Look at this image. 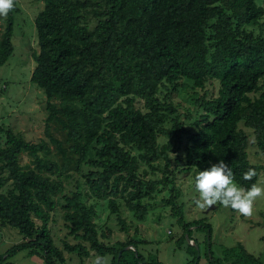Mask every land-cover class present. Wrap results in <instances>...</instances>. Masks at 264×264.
<instances>
[{
	"label": "trees",
	"instance_id": "trees-1",
	"mask_svg": "<svg viewBox=\"0 0 264 264\" xmlns=\"http://www.w3.org/2000/svg\"><path fill=\"white\" fill-rule=\"evenodd\" d=\"M37 52L30 81L43 89L48 138L32 142L0 126V227H11L22 241L5 257L24 248L44 264H67L64 252L79 258L95 253L108 264H162L140 251L144 240L105 242L111 228L94 220L93 197L103 201L127 230L124 207L142 221L156 189L168 188L163 202L182 228V240L195 249L188 264H199L192 227L180 201L178 175L223 160L237 184L247 188L264 166L248 157V133L264 157V4L258 0H37ZM17 0L0 33V65L13 50L11 36ZM4 88V87H3ZM192 92L194 108L171 94ZM214 88V90H209ZM1 91V88H0ZM202 91V94H200ZM66 133L81 172L67 190L65 166L50 158L49 143L65 154L50 123ZM144 164L145 167L141 166ZM158 168L160 176L147 177ZM255 168L258 175L245 180ZM65 173V176L63 174ZM84 182L86 192L80 185ZM192 186L193 183H192ZM59 207L66 229L58 245L51 221ZM230 210H233L230 208ZM71 237L73 243L66 238ZM264 245V234L260 237ZM179 244V242L177 243ZM210 264H264L238 242L223 257L205 250Z\"/></svg>",
	"mask_w": 264,
	"mask_h": 264
},
{
	"label": "rangeland",
	"instance_id": "rangeland-1",
	"mask_svg": "<svg viewBox=\"0 0 264 264\" xmlns=\"http://www.w3.org/2000/svg\"><path fill=\"white\" fill-rule=\"evenodd\" d=\"M264 4V0H258ZM19 12L14 16L13 32L11 41L13 50L7 60L0 65V126L20 132L25 139L37 142L40 139H47L45 133L47 111L45 109V93L43 89L30 81L31 71L35 65L32 54L37 52V35L35 31V17L43 7V3L37 0H17ZM6 18L0 17V33L3 31ZM264 82V80H263ZM4 87V88H3ZM214 90V88H209ZM192 92L189 88L186 91L172 93L171 97L175 102L183 107L194 108L192 103ZM202 94V91H200ZM49 131L52 136L62 142L65 154L62 155L54 146L49 143L50 151L47 154L59 164L65 166V173L72 175L68 182L64 178L67 190L74 188L76 179L82 180L81 172L75 165L76 156L69 149V140L66 133L56 123H50ZM248 133L247 152L251 162L264 166V157L257 153V148L253 142L254 135ZM4 136L0 133V145L3 144ZM141 166L145 167L144 164ZM147 168V177L160 176L162 170L156 169L152 174ZM65 173L63 176H65ZM191 174L178 175L176 184L181 190L180 201L184 203L183 211L187 221L198 219L208 223L211 232L207 229L192 227V239L197 242L196 254L200 256L199 264H210L205 257L206 246L210 244V249L215 257H223L225 252L240 242L243 246L255 255L264 252V245L260 237L264 234V197L257 198L254 202L253 215L245 217L238 211L230 210L217 203L213 208L201 209L195 203L198 193L192 186ZM256 183L264 185V169L259 172ZM86 192L84 182L80 185ZM169 196L168 188L156 189L154 198L149 199V207L142 221H137L131 217L130 213L121 208L120 216L126 221L127 230H121L115 214H109L107 207L100 199L93 197L85 198L89 204L96 206L97 216L95 221L100 229L106 226L111 228V235L105 242L114 243L124 241L128 238L144 240L140 245V251L149 257H156L162 264H188L195 254V249L189 247L188 243L193 240H186L185 234L182 240V228L176 219L170 215V208L163 202V198ZM62 210L57 207L53 212L51 221L53 237L58 245L62 246L61 240L65 238L66 229L61 217ZM73 243L71 237L66 238ZM22 241V236L11 227H0V257H5L6 251L14 244ZM179 242V244H177ZM31 248H24L15 252L0 264H44V261L37 254H30ZM67 264H108L109 257H99L92 253L89 257L79 258L75 254L64 252Z\"/></svg>",
	"mask_w": 264,
	"mask_h": 264
},
{
	"label": "clouds",
	"instance_id": "clouds-1",
	"mask_svg": "<svg viewBox=\"0 0 264 264\" xmlns=\"http://www.w3.org/2000/svg\"><path fill=\"white\" fill-rule=\"evenodd\" d=\"M15 0H0V17L6 18L14 8ZM258 173L250 167L244 174L245 180H252ZM198 193L195 203L201 209L215 206L217 203L225 208L238 211L245 217L253 215L254 202L264 197V185L253 183L250 187H243L234 180L232 169L223 161L212 164L204 170H199L193 181Z\"/></svg>",
	"mask_w": 264,
	"mask_h": 264
},
{
	"label": "water",
	"instance_id": "water-1",
	"mask_svg": "<svg viewBox=\"0 0 264 264\" xmlns=\"http://www.w3.org/2000/svg\"><path fill=\"white\" fill-rule=\"evenodd\" d=\"M214 206H212V207H208V209L207 210H209L210 208H213Z\"/></svg>",
	"mask_w": 264,
	"mask_h": 264
}]
</instances>
